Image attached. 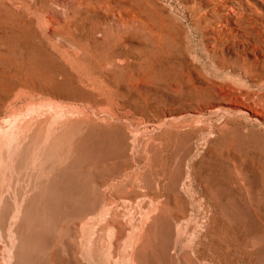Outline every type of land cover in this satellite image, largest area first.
<instances>
[{"label": "rangeland", "instance_id": "1", "mask_svg": "<svg viewBox=\"0 0 264 264\" xmlns=\"http://www.w3.org/2000/svg\"><path fill=\"white\" fill-rule=\"evenodd\" d=\"M0 157L5 264H264V0H0Z\"/></svg>", "mask_w": 264, "mask_h": 264}, {"label": "bare ground", "instance_id": "2", "mask_svg": "<svg viewBox=\"0 0 264 264\" xmlns=\"http://www.w3.org/2000/svg\"><path fill=\"white\" fill-rule=\"evenodd\" d=\"M237 11H238L239 18L244 19L245 18L244 11H242V10L241 11L237 10ZM234 12H236V11H234ZM8 162L9 161L6 158L0 157V206H1V203L4 200V198L7 196V193L9 191V189H10L9 183H11V182L8 181L7 183H5L6 182V173H7L6 170L9 168V163ZM11 180H13V178H11ZM21 201H24V196L21 198ZM21 207H22V205L21 206L20 205L19 206L17 205L16 211L17 210L21 211ZM15 212H13V216H11V215H9L8 211H5L4 215L6 217H16V213ZM5 231H6V226L0 224V236L3 237V238L5 236V239L7 238V240H8L11 237L9 235H6V233H4ZM10 233L11 232H9V234ZM13 240H14V238H13ZM11 241H12V239H11ZM11 241L10 240L8 241V244H9V247L10 248L12 247V244H13ZM0 248H2V245L1 244H0ZM0 254H1L0 255V259H1L2 256L4 255V251H2L1 249H0ZM0 264H5V262L0 261Z\"/></svg>", "mask_w": 264, "mask_h": 264}]
</instances>
